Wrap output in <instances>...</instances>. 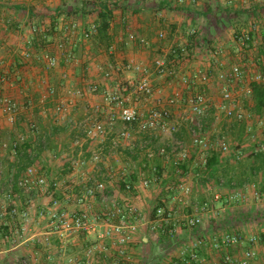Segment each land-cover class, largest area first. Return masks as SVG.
Here are the masks:
<instances>
[{
  "label": "crops",
  "instance_id": "1",
  "mask_svg": "<svg viewBox=\"0 0 264 264\" xmlns=\"http://www.w3.org/2000/svg\"><path fill=\"white\" fill-rule=\"evenodd\" d=\"M30 1L0 0V76L17 72L21 80L12 84H0V96L11 97L19 108L12 122L0 110V141H5L9 145L20 136L26 137L24 145L15 153L9 150V154L3 153V157H0V188L7 190L8 184L21 176L30 165H34L39 174L46 179L47 187L32 192L12 188L11 206L18 213L27 212L29 220L24 225V232L21 233V221L18 218L12 220L6 218L10 225L0 230V264H73V259L85 260L84 253L96 246L98 241L93 234L86 238L83 235H73L61 240L52 233L50 231L52 224L47 213L53 209V202H56L61 210H78L86 213L91 224L100 225L98 232L106 230L101 223H104L106 215L116 207L132 205L141 212L145 223L133 234V243L127 247L125 257L120 258L115 251H111V257L104 259L106 263L166 264L194 237L209 238L232 233L242 235L244 239L254 236L258 241L264 240L263 195L261 194V200L256 199L258 204L255 203L253 206L249 202L242 207L230 206L234 203L228 201L234 194H237L239 199L252 200L255 193L261 190V185H264V171L256 175L250 184L241 188L220 187L216 180L223 181L222 175L228 172L227 155L219 156L213 178L204 172L199 178L192 176L187 170L189 167L190 170L195 168L192 164L194 158L190 163L188 160L187 165L181 166L182 171L185 170L184 181L191 188L196 202L208 200L210 197L212 209L201 215L202 224L195 230L180 229L176 237L170 239L149 230L147 223L153 219V206L161 205L171 210L175 219H180L185 214L191 215L192 210L181 211L171 201L172 192L169 189L181 181L174 167L158 156L148 160L145 154L146 150L156 153L161 148L169 151L170 143L186 141L187 135L189 140V132L185 126L172 135L174 140L167 134L161 136L171 138L172 141L157 139L156 136H139L120 122H116L111 128L107 127L105 137L96 139H86L76 127L86 116L93 117L92 107L100 102L99 95L86 91L92 83L104 85L102 79L98 80L96 76L100 69L97 63L119 61L124 65L132 63L149 68L152 60L160 56L170 43L184 41L182 32L188 26L196 28L198 32L200 30L204 40L222 41L229 36L232 29L229 26L226 32L220 30L218 23L223 19L228 25H231V22L237 24L233 23L235 28L246 25L249 20H256L260 25H264V0H235L234 7L225 6L223 0H196V6L183 8H173L166 0H118L109 22L110 44L99 49V53L103 54L92 59L89 55L92 52L91 43H88L76 54L77 63L66 65L60 59L59 65L51 70L45 69L42 63L34 60L27 65H20L18 53L27 46L31 38L28 25L32 22L42 24L49 31L44 34L42 44L34 42L30 49L38 55L58 54L46 44L54 37L53 28L56 21L30 18L25 9L30 6L37 8L46 6L50 9L60 7L74 10L110 0H59L51 4H34ZM89 1L91 3H87ZM72 17L68 19L80 21L83 28L92 22L97 25L98 22L96 15ZM202 21H207L213 27L206 26ZM161 30L167 33L164 41L156 39L157 33ZM128 33L144 37L148 40L149 46L141 48L137 44L120 43V39ZM224 34L226 37L222 36ZM109 47H112L111 51ZM255 57L264 59V46L259 42L249 54L250 59ZM197 60L192 67L194 69L199 67V55ZM104 64L109 66L108 63ZM105 68L103 67L104 70ZM260 71L264 72L262 66H259V70L249 68L248 73L252 75ZM62 74L67 75V80L62 78ZM130 76L126 73L124 77ZM154 86L163 97L176 92L183 96L190 94L177 79L173 81L155 79ZM48 87L55 90V95L43 101ZM69 88L73 90L70 94L67 93ZM60 100L66 103L67 111L62 115H55L53 109ZM32 102L35 105L28 110L24 105ZM248 104L253 108L252 101ZM178 112V109H173L175 115ZM100 119L105 122L104 116H100ZM32 123L36 128L29 131L28 126ZM124 130L128 131L130 139L123 140L117 147H113V139ZM205 135L213 139L212 133L206 132ZM1 144L3 143L0 142ZM30 154L35 156L33 160ZM94 155L98 156L97 161L93 160ZM150 167L154 169V173L149 170ZM236 174L229 173L226 175L227 179H235ZM152 177H156L158 182L144 189L140 185L141 180ZM125 182L132 187L130 193L123 189ZM96 183H102L104 191L84 204L77 205L74 197ZM216 193L220 195L219 201L214 200ZM223 202H227V205H223ZM16 228H19L20 237L15 235ZM7 237L8 239H5ZM248 248L250 245L246 242L238 247L218 252L207 246L200 250V256L204 264H217L225 253L236 258ZM263 248L264 245H260V242L254 246L257 258L251 264H264Z\"/></svg>",
  "mask_w": 264,
  "mask_h": 264
},
{
  "label": "built area",
  "instance_id": "2",
  "mask_svg": "<svg viewBox=\"0 0 264 264\" xmlns=\"http://www.w3.org/2000/svg\"><path fill=\"white\" fill-rule=\"evenodd\" d=\"M59 0H31L34 4H51ZM118 0H112L117 2ZM173 8H183L195 6L196 0H166ZM227 7H234L235 0H223ZM42 24L36 22L29 23V42L24 49L18 53L20 65H27L31 60L42 63L47 70L56 68L60 59L66 65L77 63L76 54L86 44L90 43L97 35V25L90 23L83 28L80 21L60 17L54 23V37L46 42L49 49L57 51L58 54L38 55L30 48L35 42L42 44L45 39L44 34L49 31ZM48 30V31H47ZM45 31V32H44ZM44 32V33H43ZM229 36L222 41L204 40L199 30L188 26L182 34L184 41L170 43L160 56L155 57L149 68L127 63L118 65L116 72L121 70L130 74L123 80H114L111 71L108 69L102 72V80L106 82L101 86L100 102L92 107L93 117L86 116L84 120L77 124V129L86 139H96L107 135V127L111 128L116 122L131 128L137 135L143 137H155L167 134L172 136L179 131L182 126H188L189 144L183 141H174L170 145L169 151L165 148L158 149L156 153L146 150V158L152 160L154 156L170 163L179 175L181 181L171 189V201L175 203L181 211L191 209V215H183L180 219H175L171 210L160 206L154 209L153 219L147 225L149 230L157 235L167 238H174L180 229L193 231L202 224V214L209 210L206 202L198 203L193 196L191 188L185 183V176L181 166L190 161L194 154L192 164L199 170L194 177H200L205 171L208 160L211 156H226L230 153V145L226 137L218 135L209 138L205 135V126L209 119L214 122H226L228 124H245L247 134H251L253 141L257 139V134L264 138V113L261 117L255 118L256 135L251 126L254 116L251 115L244 103L252 101L251 85L253 83L264 85V72H257L249 75V68L259 70V66L264 68V59L255 57L250 59L249 54L257 46V42L264 46V25H260L256 20H249L244 26L231 29ZM44 36V37H43ZM167 33L161 30L157 33L156 39L164 41ZM120 43L137 44L141 48H147L149 42L144 37L128 33L120 39ZM112 47H109L111 51ZM60 54V57H59ZM199 55V67L192 68L197 62ZM62 78L67 80V75L62 74ZM155 79L173 81L177 79L181 86L190 94L183 96L181 93H174L163 97L160 91L155 88ZM20 82V75L7 73L0 76V84H12ZM110 82V84L108 83ZM86 91L95 94L98 87L90 84ZM71 88L67 93H72ZM77 94H82L77 92ZM46 96L43 101L54 97L55 90L52 87L46 89ZM173 109H178V114L173 113ZM0 110L9 120L13 121L18 114L17 103L9 96H0ZM55 115H62L67 111V105L63 100L58 101L54 107ZM104 116L105 122L100 119ZM30 129H35L30 125ZM33 129V130H34ZM25 136L18 137L13 143L1 144L2 148H8L15 153L21 145L25 143ZM130 139L128 131L118 134L112 142L113 147L123 140ZM193 150V154L190 153ZM259 151H263L260 149ZM258 151V152H259ZM192 154V155H191ZM31 155V160L35 158ZM93 160L97 161L98 156L94 155ZM149 170L154 173L152 167ZM156 177L152 179H142L140 185L147 189L152 184L157 183ZM16 187L24 192L43 190L47 187L46 179L39 174L34 165L28 166L23 174L16 180L8 184V189L0 188V230L10 225V220L18 218L21 221L20 232H24V225L27 224L29 216L27 212L18 213L11 206L12 188ZM125 192L130 193L132 187L129 183L123 184ZM104 191L102 183H96L92 187H86L74 197L77 205L84 204L87 200L94 198ZM239 196L234 194L228 201L234 203ZM255 199H260L261 195L256 192ZM220 195L214 194V200L219 201ZM53 209L47 213L48 220L51 221L50 231L55 233L59 239L66 240L70 236L83 235L85 238L93 234L98 241L96 246L84 253L85 260L73 259V264H118V262L106 263L105 258L111 257L110 252L115 251L116 255L124 258L127 247L133 243V234L137 228L145 223L141 212L132 205L122 208H115L106 215V220L101 223L106 230L98 232V224H91L88 215L78 210H61L57 203H52ZM16 237H20L19 228L15 229ZM5 239H8L5 238ZM244 242L250 248L244 250L239 257L229 254L223 255L217 264H251L257 258L254 246L258 243L257 237L244 239L242 235L224 233L218 237H194L186 245H183L176 257L170 258L166 264H204L201 259L200 250L209 246L213 251H221L238 247ZM97 249V250H96ZM264 253V248H263ZM24 264V263H23Z\"/></svg>",
  "mask_w": 264,
  "mask_h": 264
},
{
  "label": "rangeland",
  "instance_id": "3",
  "mask_svg": "<svg viewBox=\"0 0 264 264\" xmlns=\"http://www.w3.org/2000/svg\"><path fill=\"white\" fill-rule=\"evenodd\" d=\"M90 1H93V0H90ZM87 2V3H91V2ZM196 6V5H195ZM92 15H94L95 16V14H92ZM202 23H204L206 26H210V27H213V25H210V24H208V22L206 21H202ZM232 24L231 25H228V23H227V21L226 20H221L219 23H218V26H219V28H220V30H222V31H224V32H226L225 30H227L228 28H229V26H231L232 27V29L233 28H235L234 26H233V23L234 22H231ZM235 24V23H234ZM235 25H237V24H235ZM222 36H225L226 37V35L224 34V35H222ZM215 39V38H214ZM100 52V51H99ZM101 52H104V51H101ZM100 54H103V53H98V55H94V53H93V51L89 54L90 55V57H92V59L93 58H95L96 59V57H99V55ZM111 57V56H110ZM113 57V56H112ZM103 58V57H102ZM197 60V59H196ZM198 61V60H197ZM101 63H108V65L109 66H107V65H103V64H101ZM101 63H97L99 66V70H98V74L96 75L97 76V79L99 80V79H102V76H103V74H102V72L104 71V69H103V67H106L105 68V70L106 69H108V71H111V74H112V77H115V79L114 80H123V78H124V76L126 75V73H125V71H123V70H121V71H119V72H116V67L119 65L120 67H121V65H124V64H122V63H120L119 61H116V62H114V61H106V62H101ZM119 63V64H118ZM102 65H103V67H102ZM79 77H82V76H79ZM103 81V80H102ZM105 84H106V82L105 81H103ZM109 84H110V82H108ZM93 84V83H92ZM94 85H96V87H98V91H97V93H95V94H97V95H100L101 94V92H102V90H101V86L100 85H98V84H95L94 83ZM33 105H35V103L33 104V102L32 103H30V104H27V105H24V106H26L27 108H28V110H29V108H32V106ZM23 106V107H24ZM243 107H245L246 108V110L251 114V115H253L254 116V118H257V115L256 114H254V112H253V108H251L250 107V105L248 104V103H244L243 104ZM253 118V121H252V123H251V126H252V128H253V130L255 131L254 133H253V135H256V130H255V128H256V120ZM30 125H33L35 128H36V125L35 124H30ZM30 125L28 126V130L29 131H33V129H30L29 127H30ZM185 128L188 130V126H185ZM205 130H206V132H209V133H212V137L213 138H215L216 136H218V135H221V136H224V137H226L227 138V140H228V142H229V145H230V153L227 155V157H228V160H227V164L229 165V167L227 166V169H228V171H230V172H232V171H234V172H236V173H246V171H247V169H248V165H249V163H250V160H251V155L254 153V152H258L260 149H264V138H262V136L261 135H258L257 134V139H255L254 141H253V139H252V137H251V134H247V132H246V130H245V124H239V125H235V124H228V123H226V122H224V121H222V122H214L213 121V119H209L208 121H207V125L205 126ZM178 133V132H177ZM156 138L157 139H161V138H164V137H161V136H156ZM171 138H172V136H171ZM171 138H164V139H167L168 141H170L171 140ZM173 140H174V138H172ZM15 140H13L11 143H13ZM172 141V140H171ZM1 143H5V144H8V143H6L5 141H0ZM183 142H185V144L186 145H188L189 144V140H188V135H187V140L186 141H183ZM24 145V144H23ZM23 145H21V146H23ZM170 145H172V143H170ZM20 146V147H21ZM19 147V148H20ZM10 152H12V151H10ZM0 157L2 158L3 156V153H8L9 154V149L8 148H2V150L0 151ZM190 153H192L193 154V150H191V152ZM191 154V155H192ZM6 156V155H5ZM193 158H194V154L190 157V161H189V163L193 160ZM224 158H222V160H223ZM223 163H225V162H223ZM186 164V163H185ZM187 165V164H186ZM190 166V165H189ZM197 168H193L192 170H190V167H189V169L187 170L188 172H190L191 174H192V176H194L195 174H197V173H199V170L197 169ZM184 171L185 170H183V173H184ZM203 174V173H202ZM202 174H200V175H202ZM179 176V175H178ZM199 178V177H198ZM200 184V183H199ZM175 185V184H174ZM173 185V186H174ZM263 188H264V185L262 184L261 185V190L259 191V194L261 195H263V197H264V190H263ZM211 198L210 197H208V200H204V201H201V200H199V203H201V202H206L207 204H208V206H209V210H211L212 209V207H211ZM259 200H261V198L259 199ZM248 202L250 203V205H252L253 206V204H258L257 203V201H256V199H255V197L253 196L252 197V200L251 199H249L248 201H246V199L244 198H240L238 201H236V202H234V204H231L230 206H244V205H247L248 204ZM223 205H227V202H223ZM156 205H154L153 206V208L152 209H154V207H155ZM150 215V214H149ZM260 242V245H264V240H260V241H258V243ZM230 249V248H229ZM226 250H228V249H226ZM222 251V250H221ZM225 254H229V253H225ZM224 254V255H225ZM230 255V254H229Z\"/></svg>",
  "mask_w": 264,
  "mask_h": 264
},
{
  "label": "trees",
  "instance_id": "4",
  "mask_svg": "<svg viewBox=\"0 0 264 264\" xmlns=\"http://www.w3.org/2000/svg\"><path fill=\"white\" fill-rule=\"evenodd\" d=\"M22 7H17L20 9ZM113 8H115V2L110 1H101L99 3H92L90 5H85L83 8L67 10L60 7L55 9H50L49 7H28L26 8V12L30 18H43L48 19L50 22L56 21L60 17L70 18L74 15H78L80 17H85L87 15L95 14L98 22L97 24V35L92 39L91 49L94 55H98L99 49L101 47H108L110 44V36L108 35L109 22L112 16ZM245 13V11H243ZM255 11H253V14ZM74 18V17H72ZM252 90V104H253V112L258 117H261L264 113V85L253 83L251 85ZM251 160L248 165V169L246 173H237L235 179H227L230 171L224 173L222 175L224 178L223 181L216 180V183L220 187H228V188H241L243 185L250 184L252 179L264 171V151L254 152L251 155ZM218 155H212L208 160L207 165L205 167L204 173H207L212 178L215 176V170L218 165ZM264 190V188H263ZM262 199V198H261ZM161 205H156V207H160ZM153 209V214H154Z\"/></svg>",
  "mask_w": 264,
  "mask_h": 264
}]
</instances>
